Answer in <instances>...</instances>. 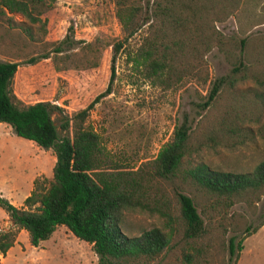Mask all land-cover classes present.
I'll list each match as a JSON object with an SVG mask.
<instances>
[{"label":"trees","instance_id":"obj_1","mask_svg":"<svg viewBox=\"0 0 264 264\" xmlns=\"http://www.w3.org/2000/svg\"><path fill=\"white\" fill-rule=\"evenodd\" d=\"M238 3L151 0L148 15L141 22L140 3L113 0L123 35L113 45L114 51L149 21L140 44L126 57L131 67L153 84L174 89L191 79L205 80L202 56L213 46L221 50L228 47L233 59L229 73L210 82L201 109L209 112L213 107L214 113L205 119L201 134L196 137L183 117L174 127L171 140L137 168L114 160L97 132L86 124L91 104L61 117L58 132L51 118L58 108L44 101L22 103L11 90L17 62L0 60V123L8 125L15 136L50 150L54 157L51 178L46 182L33 179L20 207L0 196V208L10 224L0 227L1 256L13 245L19 230L27 232L29 243L35 247L62 225L91 245L97 264H146L161 254L175 231L171 227L172 202L165 186L173 194L189 237L199 233L202 225L191 195L201 196L215 207L261 201L262 220L256 227H245L246 237L264 224V160L249 172L224 171L193 161L201 149L231 148L255 138L264 140V40L253 45L246 39L227 40L207 19L211 13L214 20L223 21ZM6 13L20 14L34 22L40 12H28L26 3L20 0H0V17L9 21ZM248 82L250 87L236 89ZM201 121L202 117L195 125ZM125 211L163 218L165 230L152 227L127 236L120 228ZM240 242H235L234 236L227 239L228 261L237 260Z\"/></svg>","mask_w":264,"mask_h":264},{"label":"rangeland","instance_id":"obj_2","mask_svg":"<svg viewBox=\"0 0 264 264\" xmlns=\"http://www.w3.org/2000/svg\"><path fill=\"white\" fill-rule=\"evenodd\" d=\"M20 1L26 3L28 12H40L38 20L31 22L16 13H6L9 21L0 17V60L17 62L11 90L22 103L44 101L58 108L51 114L58 132L61 117L91 104L86 124L97 132L114 160L131 168L151 160L171 140L174 127L183 117L196 137L201 134L205 119L214 113L213 107L209 112L201 109L210 82L231 69L228 47L221 50L213 46L203 54L205 80L195 78L165 89L144 79L126 57L140 44L149 21L114 51L113 45L123 35L113 0H40L41 5L39 0ZM134 1L140 3L139 19L144 22L151 0ZM213 18V14L207 15L213 29L227 40L246 39L250 45L264 40V0H239L223 21ZM248 87L249 82L236 89ZM262 160L264 140L257 138L231 148L201 149L193 158L214 169L236 172H249ZM53 162L50 150L15 136L8 125L0 123V189L9 183L20 184L13 199L26 190L27 176L35 170L39 172L35 178L49 180ZM164 188L172 202L171 227L175 231L161 254L146 264H264V224L247 237L245 233V227H256L262 220L261 201L215 207L201 196L191 195L202 225L199 233L189 237L172 192L168 186ZM3 212L0 208V219ZM164 223L156 215L125 211L120 228L127 236H136L152 227L165 230ZM230 236L235 242L241 240L236 261H228ZM28 257L34 263H53L40 251Z\"/></svg>","mask_w":264,"mask_h":264},{"label":"crops","instance_id":"obj_3","mask_svg":"<svg viewBox=\"0 0 264 264\" xmlns=\"http://www.w3.org/2000/svg\"><path fill=\"white\" fill-rule=\"evenodd\" d=\"M39 172L36 170L33 174L27 176L24 183L26 190L16 199H13V193H16L20 184L9 183L7 188L0 189V194L8 199L15 207L22 205L23 199L29 194L32 188V181ZM9 221L5 212L0 219V227L7 228ZM42 252L46 260L51 259L52 264H97V258L91 250V245L87 242L74 237L64 226H57L49 237L32 246L29 243V237L25 230L21 229L15 237L13 245L0 255V264H39L30 262L28 254L31 252ZM42 264V263H41Z\"/></svg>","mask_w":264,"mask_h":264}]
</instances>
